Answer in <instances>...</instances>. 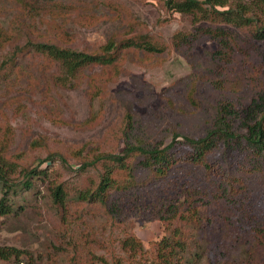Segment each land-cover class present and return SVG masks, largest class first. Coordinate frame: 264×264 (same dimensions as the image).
<instances>
[{
  "label": "rangeland",
  "instance_id": "374dc122",
  "mask_svg": "<svg viewBox=\"0 0 264 264\" xmlns=\"http://www.w3.org/2000/svg\"><path fill=\"white\" fill-rule=\"evenodd\" d=\"M44 1L37 6L36 0H0V29L12 36L0 44V145L9 144L6 156L17 166L13 174L17 182L29 168L45 169L31 189L13 197L14 210L0 214V246L22 250L20 264H139L122 247L123 239L135 236L148 254L145 258H152L160 239H172L168 229L181 225L179 216L171 220V215L160 213L157 198L170 192L181 196L185 184L203 182L201 190L207 196L203 206L199 200L196 203L207 219L201 221V230L206 226L209 250L218 251L225 238L223 221L214 220L212 214L217 215V207H229L233 222H250L253 230L262 233L263 245L250 264H264V151L258 153L247 142L240 149H226L221 142L208 157L220 170L230 172L229 181L237 189L235 197L222 198L228 202L220 199L216 207L218 201L208 200L230 185L210 178L209 168L190 163L187 156L194 148L184 140L221 127L224 106L233 111L225 115L238 134H248V125L260 117L264 40L255 37L263 18L260 11L254 24L228 27L227 49L240 72L230 74L232 85L217 87L212 81L223 71L222 41L204 31L210 22L195 24L189 15L167 10L163 0H54L58 6L52 7ZM178 32H194L197 38L177 47L173 36ZM132 35H150L164 51L125 49L114 66L82 68L72 87L55 85L56 64L34 52L25 53L14 68L3 66L16 47L30 40L92 51L111 38ZM176 134L180 136L174 141ZM127 142L147 148L173 142L171 151L181 161L165 178L137 167L133 188L112 196L119 202L116 208L79 199L78 191L97 181L100 173L97 167L78 168L86 154L120 153ZM57 184H63L67 194L63 206L53 202ZM192 232L198 233V228ZM252 243L249 238L245 246ZM0 264L15 263L0 260Z\"/></svg>",
  "mask_w": 264,
  "mask_h": 264
},
{
  "label": "trees",
  "instance_id": "16d2710c",
  "mask_svg": "<svg viewBox=\"0 0 264 264\" xmlns=\"http://www.w3.org/2000/svg\"><path fill=\"white\" fill-rule=\"evenodd\" d=\"M39 1L36 0L37 6ZM46 1L50 2V7H52V4L58 6V3H55L54 0H45L44 2ZM163 4L167 10L189 15L195 24L210 22L211 25L206 26L204 31L213 37L221 38L222 46L219 49V54L220 59L223 60V64L220 66L223 71L221 76L217 77V80L214 79L215 83L212 81L217 87H225L226 84L232 85L234 80L230 79V74L236 75L240 72L239 63L236 64L231 60V55L227 49L230 41V39H227L230 29L228 27L252 25L259 18L257 11H260L263 18H260V27H256L255 37L264 40V0H163ZM59 7L63 8V5L60 4ZM223 25H227L226 28ZM0 30V44L4 45L10 41L12 36L8 32L7 34L4 29ZM195 38L197 36L194 32L189 34L178 32L173 36L177 47H181L184 44L190 45L195 41ZM223 40H226V42H223ZM129 48H139L150 53L164 51V47L154 41L150 35L111 38L99 49L92 51H79L73 47L62 46L54 42L30 40L26 44L16 47V50L4 60L3 66L6 70L8 67L14 68L17 66L20 57L25 53L34 52L47 57L49 61L56 64L59 74L52 79L55 85L72 87L74 79L82 68L93 64L114 66L121 58L123 51ZM220 111L221 127L212 129L206 135L198 138L184 136V140L192 144L194 148V151L187 156L189 157L187 160L194 165H202L209 168L211 170L209 171L210 178L222 179L223 182L230 185V187L222 188L221 191L213 194L212 200H208L218 201L215 204L216 207L222 200L228 202L225 199L235 197L237 189L229 181L231 178L230 172L226 173L220 170L215 163L208 161V157L216 151L221 142L224 143L226 149L229 146H239L240 149L242 143L247 142L255 146L258 149V153L261 154V151H264V110L258 120L248 125V134H238L233 130L231 121L227 120V115H225V112L228 115L232 114V110L224 106ZM10 132V127H7L5 134ZM175 136L174 141H177V137L180 135L176 134ZM1 144L0 214L5 215L14 210L15 201L13 197L21 193L22 190L31 189L34 178L43 173L45 169L41 167L29 168L25 171L22 182H17L13 177L17 166L13 162H9L6 156L5 150L9 144L2 142ZM174 146L175 143L171 142L165 147L147 148L140 144L133 145L127 142L123 152L120 153L97 152V150H94L92 154H86L83 162L78 164V168L97 167L100 173L97 181H92V185L85 186L78 191L77 197L86 204L99 203L105 207H118L119 202L114 201L117 197L112 200V196L115 194L118 196L120 192L127 193V190L133 188V177L135 176L133 172L137 167L149 170L155 178H165L171 174V170L181 161L171 151ZM81 150L83 149L81 148ZM202 183L190 182L185 184L187 188H184L181 196L170 192L169 194L164 193L157 198L156 203L161 204L162 207L160 213L163 216L171 215V218L167 217L171 220L179 216L181 225L168 229L167 232L172 235V239L166 237L160 239L155 245L152 258H145L148 254L135 236L128 235L124 238L122 247L127 249L131 256L133 254L132 257L134 259L132 261L134 263L192 264L195 260H207L209 264H237L235 263L237 260L240 261L239 264L255 263L259 253L258 246L263 245L262 233L259 234L253 230L250 222L248 224H243L239 220L233 222V216L230 214L232 210L229 207L222 210L217 207V215L215 212L212 214L214 220L220 218L223 221L225 238L222 240L223 243L219 246L218 251L209 250L211 244L206 233V226H203L201 230V221L207 219H205L201 213L200 206L196 203L199 200L203 206V200L207 196L205 191L201 190ZM52 197L56 205L63 206L66 204L67 194L63 184L55 185L52 190ZM187 223H189L191 228H187ZM190 224L194 226L192 227ZM170 226L172 227L171 224ZM195 227L198 228V233L192 232ZM258 234L259 241L256 244L254 238ZM249 238L253 239L255 244L252 243L245 246ZM240 245L243 247H239ZM22 254V250L15 246H0V260H13L15 264L24 263Z\"/></svg>",
  "mask_w": 264,
  "mask_h": 264
}]
</instances>
